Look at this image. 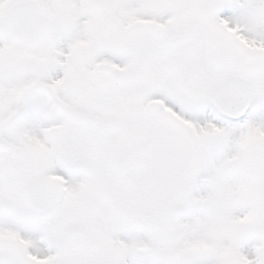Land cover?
<instances>
[{"label":"rangeland","instance_id":"1","mask_svg":"<svg viewBox=\"0 0 264 264\" xmlns=\"http://www.w3.org/2000/svg\"><path fill=\"white\" fill-rule=\"evenodd\" d=\"M11 1L0 0V22ZM45 1L51 9V30L44 44L24 51L0 29V120L15 110L21 91L39 81L83 121L54 108L47 93L36 89L30 98H21L24 113L0 137L15 148L21 163L44 158L60 172L58 160L72 159L61 212L90 232L86 247L72 252L74 261L172 264L166 256L176 247L184 253L178 264H264V71L252 84L259 90L256 95H263L262 102L237 125L215 123L202 106V113L195 110L181 92L193 91V84L182 87L175 80L170 82L173 87L167 82L152 86V96L166 98L168 120L132 114L131 124L119 118L127 134L114 127L97 132L96 123L84 120L110 124L123 112L112 83L99 85L101 77L92 66L121 62L115 27L135 11L143 14L145 2ZM232 3L236 11L230 19L242 36L235 41L258 46L264 55V0ZM207 80L201 81L206 87L211 83ZM119 103L123 108L124 100ZM143 117L152 122L147 132L145 126L137 127ZM54 126L60 129L58 135L52 132ZM4 155L0 151V159ZM10 217L0 214V224L8 228L0 237L54 259L44 244L56 245L65 219L51 218L38 230L19 232L9 224ZM140 246H153L156 253L136 256Z\"/></svg>","mask_w":264,"mask_h":264},{"label":"flooded vegetation","instance_id":"2","mask_svg":"<svg viewBox=\"0 0 264 264\" xmlns=\"http://www.w3.org/2000/svg\"><path fill=\"white\" fill-rule=\"evenodd\" d=\"M13 1L15 0L11 2ZM41 1L46 3L45 0ZM141 1L145 2L146 5L143 14H138L135 11L128 18H122V21L117 23V27L114 24L116 30L115 48L117 55L119 54L117 50L121 49V62H118L116 65H107L112 67V70L109 72L97 69L98 65L106 64L97 63L92 66L95 68L96 77H101L98 83L99 85L105 86L112 83L116 104L118 99L120 101L124 100V103H122L123 108L118 100V110L120 109L119 111L121 113L123 112L124 116L122 117L123 114L116 115L114 121L109 124L111 127H114L116 130H123L127 134L128 127L121 126L120 120L127 119L126 122L130 123L133 115L138 116L141 115L140 113L146 118L155 116L157 118L160 117L159 119L161 121L168 120L169 116L165 115L168 110L166 98L164 96H152V89L157 86V82H167L172 87L174 85L170 82L175 80L180 84L183 83L182 87L186 83L193 84V91H191V88L181 89V92L187 98V102L200 113H202V106V110L206 116L219 125L226 124L220 121L216 114L209 109L207 93L212 87L222 84L226 79H236L248 86L253 108H255L256 103L262 102L263 95H256V93H259V90H256L252 84L264 71L263 51L258 46L242 44L240 40L235 41L236 38L241 39L240 37L242 36H240L241 30L239 31L234 28V24H232L230 19L233 16L232 12L236 11L232 0ZM1 33L5 37L3 31ZM49 34L50 31L38 46L47 41ZM238 43L241 46H238ZM17 46L21 47L24 51L32 50L20 45ZM248 50L255 51L258 53L256 56L262 59L260 69L251 78H245L237 64L239 56ZM202 78L204 80L208 79L207 81L211 83L206 87L205 84L203 85L201 83ZM40 86H46L47 88H41ZM36 89L47 93V97L51 101L50 105L54 108L71 118H75L81 122L83 121L80 116L71 112L60 102L47 84L34 81L28 88L18 94V100L12 114L7 113L5 118L0 120V135L7 131L9 125L21 113H24L21 108V98H30ZM166 91L168 92V88H166ZM152 100L160 101L163 107L153 113H147V103ZM1 109L3 108H0V113ZM125 109H128V113L124 112ZM144 117L141 119L144 122L140 126L137 124V127L143 128L145 126L144 131L147 132L145 129L151 127L152 122L144 119ZM129 118L132 119L128 120ZM180 119L182 118L180 117ZM84 122L88 124L96 123V128L93 129L97 132L109 129L105 123L94 118L84 120ZM52 132L54 135H58L60 129L54 126ZM64 134L67 137L69 132L65 131ZM63 139L60 138L59 141L63 142ZM0 151L5 153L3 159H0V214H10L11 217L10 219L8 218L9 224L13 225L15 230L20 232V230H38L41 222H47L51 218L65 219L67 223L59 234L57 232L56 245L50 246L44 244L47 249L45 250L49 253L51 252V255L54 256L53 260L39 257L37 248L24 250L15 240L0 237V264H56L59 262L81 264V262L74 261L72 252H79L86 245L82 248L73 249L61 244L60 241L61 234L74 223L67 212H61L66 200L67 179L73 171L72 159L70 157L57 159L63 174L61 171L51 169L49 167L51 161L44 158L41 160L38 157L35 160L21 163L16 157L15 148L9 143H6L1 137ZM55 151L53 149V152ZM64 154V150H61L60 155L64 157ZM51 175L62 178L64 199L58 207L51 210L49 215L37 217L28 210L24 192L30 182L38 181ZM42 190L47 191L44 188L41 190L39 188L34 192V196L38 202L41 195L47 196V193L41 194L40 191ZM52 225L54 226V223ZM0 228V234L5 235V231L8 228H5L4 224H0ZM59 252L61 254L63 252L64 255L58 256Z\"/></svg>","mask_w":264,"mask_h":264},{"label":"water","instance_id":"3","mask_svg":"<svg viewBox=\"0 0 264 264\" xmlns=\"http://www.w3.org/2000/svg\"><path fill=\"white\" fill-rule=\"evenodd\" d=\"M2 27L7 38L13 42L27 48L36 47L50 29L48 7L38 0H15L8 6L3 16ZM256 55L257 53L254 51H247L238 59L237 63L243 76L251 78L260 69L261 58ZM98 68L111 70L106 66H99ZM207 97L210 108L228 123L243 120L252 103L249 88L235 79H226L222 84L211 88ZM155 106L160 107V104L158 102L148 103V113L155 110ZM39 188L40 190L43 188L47 190L40 191L41 194L47 193V196L41 195L40 203L34 196V192ZM24 195L28 209L36 216L43 217L60 204L63 197L61 181L59 178L51 176L33 181L26 186ZM88 240L89 231L76 223H73L60 236L61 243L70 248H81L87 244ZM154 253L155 248L149 246L138 247L135 250V254L139 256H149ZM182 258L183 254L178 248H170L167 255L169 262L177 264ZM56 264L67 263L59 262Z\"/></svg>","mask_w":264,"mask_h":264}]
</instances>
